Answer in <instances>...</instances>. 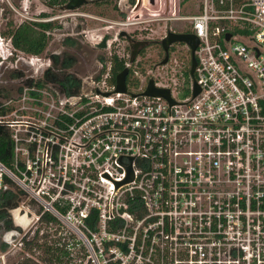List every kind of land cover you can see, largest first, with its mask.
<instances>
[{
  "label": "built area",
  "instance_id": "built-area-1",
  "mask_svg": "<svg viewBox=\"0 0 264 264\" xmlns=\"http://www.w3.org/2000/svg\"><path fill=\"white\" fill-rule=\"evenodd\" d=\"M140 2L120 25L184 23L172 32L199 39L200 93L191 74L186 85L185 45L188 56L174 51L166 65L126 64L135 97L115 92L109 64L89 91H58L51 103L41 102L44 87L28 86L36 121L10 120V105L0 106L14 153L10 167L0 161V200L22 192L30 225L0 241V264L46 213L81 241L84 264H264V0ZM151 79L176 104L142 95Z\"/></svg>",
  "mask_w": 264,
  "mask_h": 264
},
{
  "label": "rangeland",
  "instance_id": "rangeland-1",
  "mask_svg": "<svg viewBox=\"0 0 264 264\" xmlns=\"http://www.w3.org/2000/svg\"><path fill=\"white\" fill-rule=\"evenodd\" d=\"M132 1L117 0V9L87 5L84 6L83 10L67 11L62 10V8H49L41 0H0V106L10 105L11 113H9L8 118L21 123L36 121V117L35 115L33 117L32 113L34 110L40 109V107L36 105L37 102L29 94L32 90L28 88V82H32L33 85L31 87L37 89V82L44 79L45 71L52 63L50 60L52 55L63 56L68 54L75 57L76 64L70 69V72L81 79L85 92L89 91L87 83L92 80H98V77L101 79L103 75L106 76L108 73V70L103 69L101 59L108 61L114 54H118L121 57H129L127 40L118 38V34L121 31L129 32L137 28H141V30L147 29L149 33L147 38L157 41L162 40L169 30L185 29L184 23H167L166 21L148 17L143 19L145 22L141 25H120V23H126L132 16L137 0L135 4ZM157 7H160V5H157ZM157 7L152 5L151 9H156ZM44 13L48 14L49 17H42L41 15ZM29 21H55L57 25V27L48 32L49 44L47 50L41 56L15 51L10 40L4 37V33L8 31L11 24L14 27H18L20 24ZM107 35L112 37L108 44L109 47L108 49H100L98 44ZM255 44V42H250L251 47H254ZM181 48L185 49L184 43L178 44V49L180 50ZM178 49L176 51L180 55ZM182 53L184 54L186 51L182 50ZM138 59L142 60L141 65L145 67L161 62L158 59V50L155 46L151 47ZM175 67L177 68L176 72H181L180 67ZM181 67L183 71L186 70L184 65H181ZM159 75L160 72L157 71L154 77ZM112 77L113 74L110 73L108 82H110ZM161 80L164 84L165 81ZM132 89L134 88L132 87ZM58 91H61L58 85L45 84L41 97L42 104L51 103L53 94ZM14 129L21 134V129L23 128L16 127ZM26 227L30 228V225H26ZM39 227L42 228L39 232V239L42 244L40 246L42 248L27 247L24 252L19 250L11 258V264H51L49 255L44 250L43 245L53 244H57L60 250L66 249L69 253L70 264L86 263L87 257L84 249L77 244L79 242V245H81V241L74 236L70 237L69 230L64 224L59 222L40 225L38 223L36 226L37 230ZM68 249L71 250L69 251ZM60 250L57 251L58 254L62 253ZM64 261L65 259H63Z\"/></svg>",
  "mask_w": 264,
  "mask_h": 264
},
{
  "label": "trees",
  "instance_id": "trees-1",
  "mask_svg": "<svg viewBox=\"0 0 264 264\" xmlns=\"http://www.w3.org/2000/svg\"><path fill=\"white\" fill-rule=\"evenodd\" d=\"M47 7L52 9H57L63 7L69 0H41ZM112 0H95L100 6L105 4H111ZM134 3V0L132 1ZM44 18L49 17L48 14L44 13L41 15ZM57 27L55 21L47 22H24L18 27H14L11 24L8 31L4 33V37L10 40L11 45L15 51L23 52L25 54L41 56L47 50L49 44L48 32ZM61 27V26H58ZM189 58V57H187ZM52 61L51 67L45 71L44 79L37 82V87H44L45 84L51 83L59 86L61 92L65 94H78L82 89V81L75 74L70 72V69L76 64V59L74 56L68 54L65 55H52L50 57ZM104 62H106L103 59ZM107 62H110L111 73L113 77L110 80L111 84L115 83V77L118 73L123 71L126 67L125 60L120 59L117 55H113L108 59ZM190 63V62H189ZM107 66H104L106 70ZM186 76V85L190 83V72L189 69L185 73ZM100 77H98L99 79ZM30 83V84H29ZM127 84L130 89L137 88L139 86V80L132 79V72L127 79ZM28 85H33L32 82H28ZM190 92L186 88L185 97L189 96ZM13 143L11 140L10 131L4 127L0 126V161L6 166H11L13 160ZM24 197L23 193L20 191L7 190L4 192L0 200V218L5 217L9 210H12L20 205L23 202ZM52 224L59 223V221L53 217L51 214L46 213L42 217L41 224ZM42 228H38L35 233L34 238L27 243L26 248L39 247L42 248L41 241L39 239V232ZM44 250L49 255V262L53 264H70L69 253L66 249H58L57 244L53 245H43ZM58 250L62 253L58 254ZM63 259L65 261L63 262ZM24 264V263H22Z\"/></svg>",
  "mask_w": 264,
  "mask_h": 264
},
{
  "label": "water",
  "instance_id": "water-1",
  "mask_svg": "<svg viewBox=\"0 0 264 264\" xmlns=\"http://www.w3.org/2000/svg\"><path fill=\"white\" fill-rule=\"evenodd\" d=\"M152 3H154V0H151ZM89 3V0H69L62 8V10L67 11H76L84 6H86ZM141 6V2L139 0L135 11H137ZM126 32H121L119 36H126ZM231 35H227V40H229ZM109 37L106 36L104 40L102 41V44L100 45L101 48L107 47V41ZM152 42L151 41H143V42H136V44L131 43V54H130V63H134V61L137 59V56L139 54V51L142 48H145L149 46ZM158 43L162 44L164 51H165V57L160 62V65H166L169 62L170 58V48L179 43H184V45H187L191 49V69L190 74L191 77L194 80L195 76V70L197 68V60L195 57V51L199 45V39L195 35L192 34H184V33H175L172 31H168L166 36L160 40ZM129 68H125L122 72H120L116 78H115V84H116V93H129L133 97L137 96L136 94H133L129 91L127 86V77L129 75ZM200 93V87L197 85L196 80H194V98ZM107 94L106 96H108ZM144 96H155V97H162L166 100H168L172 105L176 104V102L172 99L171 96V90L165 89V88H157L154 84V80L151 79L148 87L146 90L142 93ZM130 180V179H128Z\"/></svg>",
  "mask_w": 264,
  "mask_h": 264
},
{
  "label": "flooded vegetation",
  "instance_id": "flooded-vegetation-1",
  "mask_svg": "<svg viewBox=\"0 0 264 264\" xmlns=\"http://www.w3.org/2000/svg\"><path fill=\"white\" fill-rule=\"evenodd\" d=\"M117 3H118L117 0H112L111 1V4H105V5L103 4V5L100 6L97 2H95V0H89V3L87 5L88 6L89 5H94V6H97V7H111L113 9H117ZM135 3H136V0H134V3L133 4H135ZM137 4L138 3H136V6H137ZM81 9L83 10L84 7L81 8ZM121 32H126L127 35L126 36H119ZM121 32L118 34V38H125L127 40V42H128L127 53H129V56H130L131 50H132L131 49V45H130L131 43L136 44V42L151 41L152 43L149 46H147L145 48H142L139 51V54L137 56V59L139 57H142L153 46H155L156 49L158 50V59H159V61H162L164 59V57H165V51H164V48H163L162 44L158 43L160 40L152 41L151 39H148L147 37H148L149 33L147 32V29H142L141 30V28H137V29H134V30L129 31V32H127V31H121ZM142 34H144L146 36H143ZM107 36L109 37V39L107 41V47L106 48H101L100 47V45L102 44V41L104 40V39H102L101 43L98 44V47L100 49H108V47H109L108 44H109V41H111L112 37L109 36V35H107ZM177 49H178V44H175V45H173L170 48V51H169V53H170L169 61H170V59L172 57V53L174 51H176ZM182 50L186 51V53H184V55L185 56H188L187 55V49L186 48L185 49H182L181 48L180 50L178 49V51H180L181 54H183L182 53ZM114 55H117V57H119L120 59H124L125 60V64L130 63V58L129 59H126V57H124V56L121 57L118 54H114ZM101 61H102L101 64L103 66V69H104V66L105 65L107 66V63H108V65L110 64V62H107V61L104 62L103 59H101ZM50 67H51V65H50ZM125 68H127V65H126ZM129 70H130V72H129V75H130L131 72H132L131 71V68H129ZM129 75H128V77H129ZM128 77H127V79H128ZM22 221H23V212H21V210L18 207L14 208L12 210H9L8 214L5 217L0 218V241H2V243H4V245H6V246L7 245H10L11 242L14 240V238H12V237H15L17 239L18 237H20L22 235V233L24 231V228L27 225L26 223H21ZM28 223H29V221H28ZM35 233L36 232L30 234L29 236H27L22 241V243H21L18 251L19 250L20 251H23V252L25 251L27 243H29L34 238Z\"/></svg>",
  "mask_w": 264,
  "mask_h": 264
},
{
  "label": "bare ground",
  "instance_id": "bare-ground-1",
  "mask_svg": "<svg viewBox=\"0 0 264 264\" xmlns=\"http://www.w3.org/2000/svg\"><path fill=\"white\" fill-rule=\"evenodd\" d=\"M139 15V14H138ZM24 219H27V217H24Z\"/></svg>",
  "mask_w": 264,
  "mask_h": 264
}]
</instances>
